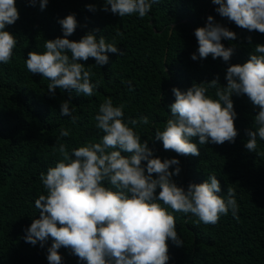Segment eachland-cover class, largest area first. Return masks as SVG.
Masks as SVG:
<instances>
[{"label": "trees", "instance_id": "1", "mask_svg": "<svg viewBox=\"0 0 264 264\" xmlns=\"http://www.w3.org/2000/svg\"><path fill=\"white\" fill-rule=\"evenodd\" d=\"M15 2L19 19L5 30L14 34L17 44L11 61L0 63V264H49L47 248L52 238L43 247L39 241L32 245L24 239V229L39 218L35 200L46 194L39 175L46 174L62 158L56 144L61 126L70 130L68 137L60 138L69 154L73 148L100 141L103 133L95 127L94 116L107 97L114 106L125 105L126 123L148 117L150 123L139 124L134 131L141 142L148 140L154 156L179 159L181 172L173 177L178 185L186 188L190 182L202 183L209 174H215L221 196L227 197L229 187L235 189L239 219L229 211L217 224L206 225L197 223L198 218L190 213H172L184 245L177 247L168 241L167 264H264V140L257 137L256 152L244 146L246 129L254 127L259 108L246 95L233 94L238 131L235 142L200 145L198 136L192 137L199 156H178L165 151L161 141L151 139L157 128L163 130L171 115L168 106L175 100L173 87L186 91L193 82L210 81L217 75L220 84L226 85L227 67L245 63L255 45L264 43V34L249 32L221 17L212 0H161L144 18L135 13L121 17L104 11V0H48L43 10L39 3ZM89 4L96 10H88ZM69 14L75 15L77 27L68 39L79 41L93 32L97 39L104 36L106 43H115L123 51V55L107 53L108 63L102 66L91 57L79 61L93 73L91 82L99 81L91 97L60 88L53 97L47 92L50 81L26 68L29 51L43 53L46 39L63 36L58 21ZM209 15L237 34L234 41H221L226 48L234 46L228 62L211 55L191 59L198 48L194 31L205 26ZM214 93L209 89L208 95L215 98ZM65 100H70L73 115L79 117L76 124L60 114ZM59 253L61 264H85L68 249L62 247Z\"/></svg>", "mask_w": 264, "mask_h": 264}, {"label": "clouds", "instance_id": "2", "mask_svg": "<svg viewBox=\"0 0 264 264\" xmlns=\"http://www.w3.org/2000/svg\"><path fill=\"white\" fill-rule=\"evenodd\" d=\"M28 2L31 6L39 3L41 10L48 4V0ZM160 2L104 0L103 10L121 17L135 13L144 18L152 5ZM212 2L221 17L249 32L264 34V0ZM87 8L96 10L92 4ZM17 19L15 0H0V63L8 64L12 59L17 40L5 29ZM58 22L63 36L46 39L43 53L29 51L26 68L50 81L47 92L53 97L57 88L91 97L99 81L93 84L90 68L79 61L91 57L96 65L102 66L108 63L107 53L123 55V51L115 43H106L104 36L97 39L93 32L79 41L68 39L77 27L74 14ZM194 35L198 48L192 53V60L206 59L209 55L224 62L230 60L234 46L226 48L221 41H234L237 34L214 22L211 15L205 26L195 29ZM248 42L252 43L251 37ZM225 79L226 85L220 84L217 75L210 81L193 82L186 91L173 87L175 100L168 106L171 115L163 130L157 128L151 139L161 141L165 151L178 156L200 155L192 137L198 136L200 145L234 143L238 131L232 96L246 95L259 111L253 119L254 127L246 129L248 139L244 146L249 152H256L257 137L264 140V43L255 45L245 63L230 64ZM209 89L215 90V98L208 95ZM69 104L70 100L61 103L60 114L76 124L79 117L73 115L75 109ZM124 108L123 103L114 106L111 97L105 98L94 116L95 127L103 133L100 141L73 148L71 154L60 142L61 137L70 135V130L60 128L56 144L62 158L46 174L40 173L46 194L35 200L39 218H34L24 229L25 242L32 245L39 241L43 247L52 238L47 248L49 264H61L62 247L85 264H167L168 241L177 247L184 245L173 212L190 213L198 218L197 223L206 225L217 224L229 211L239 219L234 188L227 189L226 198L221 196L220 181L215 174H209L202 183L190 182L186 188L178 185L173 177L181 172L179 159L162 160L154 156L148 140L141 142L140 135L134 131L139 124H149L148 117L129 119L126 123ZM171 166L174 169L170 170Z\"/></svg>", "mask_w": 264, "mask_h": 264}]
</instances>
